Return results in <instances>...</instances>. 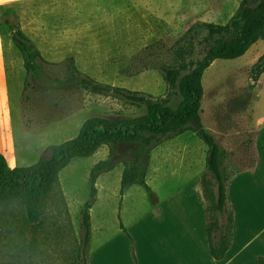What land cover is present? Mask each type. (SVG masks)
Masks as SVG:
<instances>
[{
    "label": "rangeland",
    "instance_id": "rangeland-1",
    "mask_svg": "<svg viewBox=\"0 0 264 264\" xmlns=\"http://www.w3.org/2000/svg\"><path fill=\"white\" fill-rule=\"evenodd\" d=\"M241 2L30 0L13 6L0 19V32L9 45L10 133L0 148L6 151L1 154L8 165L27 167L41 158L49 159L53 146L74 139L91 118L132 119L146 113V106L91 92L81 85L83 79L168 100V106L176 109L182 101L179 89L169 90L160 72L151 66L170 64L182 46L193 49L188 60L202 59L210 48L200 44L208 30L201 26L194 37L184 40L189 29L198 24L226 25ZM16 30H21L33 52L40 54L32 74L27 73L24 55L13 42ZM263 54L264 41L260 40L240 59L215 61L202 82L201 122L220 143L228 159L227 173L251 175L249 181L240 178L229 183L230 204L244 223L238 236L245 241L246 264H253L255 255L264 256L260 246L264 236V159L259 173L254 170L260 160L256 149L260 138L264 146V74L258 82L252 78V69ZM111 153V147L103 146L92 157L74 159L60 173L34 222L27 221L24 204L0 203V264H75L84 245L85 211L91 222L88 256L95 255L97 235L105 227L104 237L120 236L113 246L117 264H128L122 239L126 236L120 232L122 221L130 226L146 210L157 214L158 201L177 187L174 184L185 181L183 172H206L209 149L189 129L150 149L139 144L119 145L116 153ZM103 161L108 162V169L93 189L91 171ZM126 162L136 163L143 183L121 194ZM161 168L176 173L174 184L163 189L158 186L155 193L149 183L157 175L152 172Z\"/></svg>",
    "mask_w": 264,
    "mask_h": 264
},
{
    "label": "trees",
    "instance_id": "trees-1",
    "mask_svg": "<svg viewBox=\"0 0 264 264\" xmlns=\"http://www.w3.org/2000/svg\"><path fill=\"white\" fill-rule=\"evenodd\" d=\"M201 26L208 30V35L200 44L210 47L202 59L188 60L187 57L192 55L193 49L187 50L182 46L176 50L170 64L158 63L151 66L160 72L169 90L179 89L182 101L176 109L168 106V100L154 99L139 92L103 85L92 79L81 80V85L93 93L116 95L137 106H146L147 111L132 119L91 118L84 123L74 139L53 146L49 159L41 158L31 166L11 168L5 156L0 153V203L24 204L27 221L34 222L40 217L43 204L58 182L60 173L74 159L92 157L103 146L111 147L112 155L116 153L119 145L139 144L143 149H150L169 136L191 129L209 149L206 172L201 175L202 192L206 201L208 245L211 257L215 261H223L233 245L236 224V212L229 202L228 187L231 179L242 171L227 173L228 159L220 143L202 125V82L205 71L215 61L240 59L258 41H264V0H242L236 14L226 25H195L189 29L184 40L189 36L194 37L196 29ZM12 39L24 55L27 73L32 74L40 54L33 52L21 30L13 31ZM252 74L254 82H258L264 74V54L252 69ZM107 169V161L94 166L90 175L93 189L97 179ZM141 183L142 174L136 163L126 162L121 180V194L131 186ZM83 225L86 231L84 245L75 264H90L86 250L91 240V222L86 211L83 213ZM121 229L132 242L133 258L135 264H139L132 236L123 224ZM257 264H264V256L258 258Z\"/></svg>",
    "mask_w": 264,
    "mask_h": 264
},
{
    "label": "crops",
    "instance_id": "crops-1",
    "mask_svg": "<svg viewBox=\"0 0 264 264\" xmlns=\"http://www.w3.org/2000/svg\"><path fill=\"white\" fill-rule=\"evenodd\" d=\"M30 0H0V19L18 4L27 3ZM9 45L2 32H0V148L10 133V80L7 63ZM260 160L255 166L256 174L261 169L264 159L263 140L260 138L256 144ZM0 149V153H3ZM6 152V151H5ZM5 152L3 154H5ZM254 172V174H255ZM156 177L150 183L156 193V187L168 188L167 184H174L176 173L172 170L161 168L152 172ZM178 173V172H177ZM182 173V172H181ZM185 173V181L177 182V187L158 201V213L146 210L143 214L134 218L130 226L122 224L128 230L134 240L135 252L139 264H246L244 262V238H239L241 222L236 218L234 228V242L223 261H215L209 251L206 219V201L202 192L201 175L196 171ZM180 174V173H178ZM171 176V177H170ZM250 174L240 173L233 177L230 183L237 179H250ZM167 177L168 179H163ZM181 183V184H180ZM180 184V185H179ZM230 187V186H229ZM228 187V197L230 188ZM170 190V189H169ZM230 202V201H229ZM154 206L153 208H155ZM123 208V207H122ZM124 209V208H123ZM123 209L119 211L122 214ZM126 210V209H125ZM122 219V218H120ZM248 222V221H247ZM246 222V223H247ZM245 223V224H246ZM249 223V222H248ZM244 224V223H243ZM250 226V223L248 224ZM245 227V226H244ZM103 227L96 238V253L91 255L90 264H117L118 254L116 239L120 236L104 237ZM120 232L123 233L120 225ZM124 234V233H123ZM125 235V234H124ZM126 236V235H125ZM127 240H126V239ZM123 239L128 250V264H135L133 258V244L126 236ZM262 252L264 254V236L261 237ZM193 249V251H190ZM193 254V256L191 255ZM261 254V253H260ZM255 255L253 264L262 255ZM98 256V260L97 257ZM133 260V262L131 261Z\"/></svg>",
    "mask_w": 264,
    "mask_h": 264
}]
</instances>
